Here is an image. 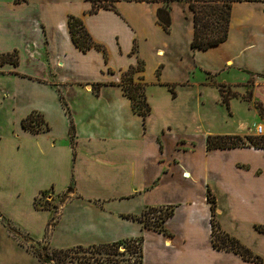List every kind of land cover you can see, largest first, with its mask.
<instances>
[{
    "label": "crops",
    "instance_id": "1",
    "mask_svg": "<svg viewBox=\"0 0 264 264\" xmlns=\"http://www.w3.org/2000/svg\"><path fill=\"white\" fill-rule=\"evenodd\" d=\"M123 3L152 5L157 22L158 3L154 2L120 0L116 11L100 8L90 13L85 0H0V53L16 50L18 54L17 64L0 63V102L6 99L10 103L13 126L12 140L7 143L13 154L11 166L19 171L20 183L32 200L41 190L53 187L56 176L65 179L66 186L73 184V194L59 205L56 217L48 207L33 206L34 213L43 212L48 220L53 217L49 240L58 247L141 235L142 264H258L232 250L212 246L207 195L214 197L220 226L264 259V232L255 228L264 223V147L208 148L206 136L257 135L251 124L262 115L255 102L261 104L264 114L262 3L233 2L227 38L208 47L206 60L196 59V67L206 76L193 101L198 114L182 121L186 122L183 126L165 121L172 111L164 105L177 96L176 83L190 82L160 77L162 70L157 72V68H163L169 46L154 42L145 30L140 32L137 17L126 12ZM176 7L186 9L171 4L168 31L157 22L168 35L174 33L172 9ZM186 13L189 11H184L185 17ZM69 14L79 16L92 38L104 45L107 60L101 50L90 47L82 51L73 43ZM186 28L190 44L191 17ZM120 32L132 39L124 47L119 43ZM141 41L156 57L157 77L151 82L167 85L164 99L168 101L161 104L158 121H150L149 113L140 122L118 84L123 69L138 58L146 59ZM116 57L122 65L114 64ZM249 75L255 79L249 85L250 97L245 99L242 95ZM142 76L147 82L145 61ZM224 82L236 95L227 104L221 100L231 120L218 122L215 115L200 113L205 102L200 89L213 85L220 100L219 85ZM61 97L74 123V149L70 141L57 143L59 138L69 139V115ZM32 110L43 113L48 130L32 133L21 126V118ZM241 112L248 116L245 122ZM58 113H62L61 133L54 131L52 119ZM163 206L173 207L163 221L166 232L126 216Z\"/></svg>",
    "mask_w": 264,
    "mask_h": 264
},
{
    "label": "rangeland",
    "instance_id": "2",
    "mask_svg": "<svg viewBox=\"0 0 264 264\" xmlns=\"http://www.w3.org/2000/svg\"><path fill=\"white\" fill-rule=\"evenodd\" d=\"M176 4L179 6L183 5L187 9L186 4L182 1H178ZM122 8H125L126 12H129L137 17L138 24L141 28L140 32L145 30L149 35V38H151L154 42H162L163 45L167 43L169 46V50H166L163 58V62L165 63L163 68H160V66L157 68V72H159V69L162 70L160 77L178 81L188 80L190 82L189 84L176 83L174 89L176 90L177 96L173 98L172 102L164 105L168 101L164 99L167 94V85L151 82V80H154V78L157 77V74H155L157 64L156 57L153 53L154 50L147 45H143L144 42L141 41V47L146 53V59L144 60L147 80L146 95L151 108L149 116L150 121H158L159 112L162 110L160 107L163 103L164 107H168L169 110L172 111L168 115L169 118L165 121L170 123L172 122L174 125L179 124L183 126L186 122L182 121L191 119L190 115L193 113L198 114L196 103L193 101L198 95L197 88L199 82L202 83L206 76L203 71L196 67V59L200 61L203 59L206 60L210 53L208 48H192L189 44L186 26H189L190 24L191 11L187 9L190 13V17L189 13H186L188 16L185 17L184 11L187 12L186 9L184 11L180 7L172 9L174 33L173 35H168V32H165L155 21V12L152 5H130V3H123ZM120 36L121 38H119V43L123 47L126 46V43L132 40L128 34L120 32ZM113 62L115 65H122L121 59L118 57L114 58ZM254 79V75H249L247 77L248 87H246V91L243 93L245 97H250L251 89L249 85L252 84V80ZM208 86L209 88H205V90H203V88L200 89L202 90L201 96L203 101H205L201 105L200 113L206 112L210 115H215L218 122L225 119H228L229 122L231 117L227 106L217 97L218 91L214 88V86L211 84H208ZM220 87H223L224 90L229 89L230 93L233 92L232 87H230V85L226 82L219 85V88ZM169 92L170 91L168 90V93ZM9 107L10 103H8L6 99H2L0 102V212L3 213L13 225L21 229L22 233L16 236L19 241L24 244H28L37 239L41 240V242H47V244H44L51 248L55 246L49 240L52 226H48L47 223L45 225L44 223V221L46 222L48 220V217L46 218V214L43 212L34 213V198L32 200L30 195L26 192V189H23L22 184L20 183L22 176L19 175V171L15 170V168L13 169V166H11L13 154H11L7 143L10 138L12 140L13 126L11 110ZM259 111L263 114L262 108H260ZM179 114L185 117L181 119ZM239 115L241 121L243 122H245L248 118L245 112H241ZM52 119L55 126L54 131L56 133H61L62 130L64 131V127L62 125V113L55 114ZM140 119V122H142L143 119L141 116ZM69 141L70 139L68 138H59L57 143H68ZM67 148H70L69 144L66 145V147H63V155L64 152H67ZM65 181L66 180L62 179V177L56 176V178L52 180V185L50 184L53 187H48L47 189H44L43 192H38L37 195L34 196L36 198L35 203L40 208H52L54 217L57 215L59 205L65 201L66 197L73 194L72 191L65 192ZM167 210L168 208L165 206L157 209H148L145 212L144 218L150 220V222H156L158 216L167 212ZM37 214H40L43 217H40ZM28 231H30V233ZM118 249L122 251L124 250V246L120 245ZM125 252L126 255H128L126 250ZM0 264H40L31 252L26 250L9 232H7L1 222Z\"/></svg>",
    "mask_w": 264,
    "mask_h": 264
},
{
    "label": "trees",
    "instance_id": "3",
    "mask_svg": "<svg viewBox=\"0 0 264 264\" xmlns=\"http://www.w3.org/2000/svg\"><path fill=\"white\" fill-rule=\"evenodd\" d=\"M15 2H24L28 0H14ZM90 4L88 12L94 13L100 8L112 9L116 11V2L120 0H85ZM125 1H146L158 3L156 7L157 22L162 26L165 31H168L171 23L170 9L173 2L182 1L186 4L187 8L191 11L193 33L190 40L192 48L206 49L210 46L217 45L224 41L228 35V27L230 21V9L233 2L236 1H259L263 5L264 0H125ZM67 24L70 37L73 43L82 51H86L90 47H95L102 51L104 59L107 60V52L104 45L95 41L79 16L69 14L67 17ZM136 48L133 43L132 51ZM10 62L17 64L18 54L16 50L6 51L0 53V63ZM144 70V61L138 58L135 64L129 65L120 73L118 84L120 85L123 94L129 100L131 108L134 112L138 113L143 121L150 113V105L146 97L147 82L142 76ZM169 89L172 87L168 84ZM221 100L228 103L231 96L236 95L235 92L230 93V90H224L220 87ZM243 98L247 99L242 95ZM61 103L68 113V106L66 101L61 97ZM256 106L261 108V104L255 102ZM69 115V128L68 134L70 144L74 149V123ZM23 128L32 133H38L48 130L50 128L47 120L44 118L42 112L32 110L20 120ZM236 145H254L264 147V134L258 135H235V134H208L206 136V146L210 147H230ZM73 184L70 182L65 192L71 191ZM40 192H43L41 190ZM208 200L211 202V243L216 249L232 250L242 256L246 260L254 261L258 264H264V259L253 250L241 242L236 236L225 231L215 217L214 197L207 195ZM63 200V199H62ZM34 206H39L35 203ZM168 210L162 215L158 216L156 222H150L144 218L145 212L148 209H157V207H148L140 215L134 216L126 214L127 217H133L142 221L144 226L153 227L159 231L166 232L163 226V221L169 217L173 212L172 206H167ZM0 222L5 229L21 244L26 250L31 252L40 264H142L143 263V250L142 240L143 237L133 236L120 240L110 242L91 243L87 245L75 244L66 247H51L49 248L47 242L41 240H33L32 243L24 244L19 241L18 236L21 229L13 225L10 220L0 212ZM55 220L52 218L47 222L48 226H53ZM255 228L264 232V223L255 224ZM30 235V234H29ZM33 237V236H30ZM45 243V244H44ZM120 245L124 246V250L120 251ZM125 250L128 252L126 255Z\"/></svg>",
    "mask_w": 264,
    "mask_h": 264
},
{
    "label": "built area",
    "instance_id": "4",
    "mask_svg": "<svg viewBox=\"0 0 264 264\" xmlns=\"http://www.w3.org/2000/svg\"><path fill=\"white\" fill-rule=\"evenodd\" d=\"M260 118V121L252 122L251 126L257 134H264V114Z\"/></svg>",
    "mask_w": 264,
    "mask_h": 264
}]
</instances>
